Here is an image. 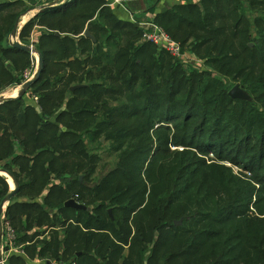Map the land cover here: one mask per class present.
Masks as SVG:
<instances>
[{
  "label": "trees",
  "instance_id": "1",
  "mask_svg": "<svg viewBox=\"0 0 264 264\" xmlns=\"http://www.w3.org/2000/svg\"><path fill=\"white\" fill-rule=\"evenodd\" d=\"M72 1L38 15L64 16L85 1L96 2V22L90 21L94 15L77 14L89 21L94 41L77 36L81 28L63 37L41 33L45 45L57 42L58 50H39L43 71L30 86L36 105L22 96L0 104V170L18 185L2 222L13 230L19 253H10L6 264H264V0L180 3L152 20L171 39L189 42L201 64H216L248 92V101L231 98L229 84L207 71L203 77L196 71L200 65L193 64L187 76L178 60L169 61L162 77L163 62L151 60L165 49L158 47L145 62L138 55L154 43L122 47V33L106 34L130 22L106 14L105 0ZM22 13L0 19V61L29 56L4 44ZM56 54L64 60L52 74L46 59ZM13 73L0 69V82L22 84ZM140 80V90L128 98L111 84L134 89ZM77 84L82 87L69 90ZM177 106L184 112H175ZM179 114L180 122L170 124ZM102 133L109 141L105 157L115 160L89 185L105 160L93 151L102 145ZM208 148L250 176L207 163L198 153L206 155ZM8 192L0 176V201ZM70 198L88 209L64 206Z\"/></svg>",
  "mask_w": 264,
  "mask_h": 264
},
{
  "label": "rangeland",
  "instance_id": "2",
  "mask_svg": "<svg viewBox=\"0 0 264 264\" xmlns=\"http://www.w3.org/2000/svg\"><path fill=\"white\" fill-rule=\"evenodd\" d=\"M7 1L8 0H0V7H4L7 4ZM9 1H14L15 3L11 2L13 4H11L10 6H12V7L9 8V6H7L8 9H6L5 11L0 12V19L5 20V18H7L9 13L12 12V11H13V13L20 12V11H23V13L25 12V14H23V13H22L23 15L21 14L22 16L20 15V16L17 17L20 20L19 26H18L19 30L17 29L18 32L19 33L21 32V30L24 27V25L26 24V22H30V23L22 30V34H21L22 38H19V34H17L16 35V40H18L22 44L29 45V46L33 47L34 49H37V50H40V49H44V50H49L50 49L51 50V48L53 50L54 49L58 50L57 49V47H58L57 42H52L49 45H45L47 40H41L40 39V37H41L40 35L43 32L44 33L55 32L56 35H59V36L63 37L65 35L69 34V32H65V31H70L71 32L73 30H76V29L78 30V29L81 28L82 30L80 31L79 35H77V36L83 35L84 31L86 29H88V23H84V21L83 22L79 21L78 20V15L79 14L87 13V15L88 14L94 15V16H92V19L90 21H91V23L97 21V19H94L96 14H97V12L95 11L96 10V5H97L96 2L85 1V3H83L80 6H78V8L76 10L75 9L69 10L67 12V14L64 15V16L58 15V16L55 17L53 15L52 17H49V16H40V15H38V13L42 10L41 9L42 6L44 7L47 4H49V3H51V2H53L55 0H9ZM71 1H69V0H61L59 5H57V6L58 7L66 6V5H64V3L66 2V4L67 3L70 4ZM141 1L143 2L141 8H143V7H145L147 5H150V4L153 5L152 3H154L155 0H140V2ZM198 1L199 0H173L170 3V5L171 4H173V5L170 6L169 8H172L174 5H177V4H180V3H184V4L185 3H191V2L192 3H198ZM88 2H90V3H88ZM4 8H2V9H4ZM112 11L114 12V6L113 7H108V10H106L105 13L106 14H108L109 12L112 13ZM119 11L122 12L121 8H119ZM147 11H152V8H149ZM121 16L124 17V15H121ZM249 16L250 15H247V17H249ZM114 17L115 18H119L118 16H115V15H114ZM147 18L148 17L146 16V14L139 12V13H137V15L132 17L131 21H129L130 22L129 26H127L124 30H116V29L107 28L108 31L106 32V34L111 33L112 35L117 36L118 33H122V35L118 38V40L120 41V45L122 47H125L128 42H135V44H141V42H143V40H144L143 33H144V31L147 30V28H146L147 25L144 24L146 21H148ZM120 20L123 21L122 19H120ZM250 20L252 22L253 19H250ZM4 23L5 22H1L0 21L1 25H3ZM48 25L53 27L52 31L48 28ZM156 26L160 28L159 25L156 24ZM138 27L140 28V30H142V34L139 32ZM12 28H13V26H12ZM11 30L7 34V36L5 38V41H4V44H9V42L13 41V38L11 37ZM132 32L133 33L134 32L135 33L139 32V34H137L135 36H132ZM91 34L93 35L95 33H91ZM68 36H70V35H68ZM168 36L170 38H172L170 35H168ZM257 36H259V34H256L255 38H257ZM72 37H75V36H72ZM172 40L177 42V43H179L180 46H181L182 51L184 53H186V56L183 57V61L172 57L164 49H161V50H164V51H162V52H164V53H162V57H158V56H156V54H154L155 58L152 59L151 61L157 62L156 64H158L160 62H163L164 68L162 70V77L166 74V72H167V70L169 68V61L172 62L174 60H178L183 65V68L185 69L183 73L185 75L191 76L192 73H189L188 70L192 69L194 67L193 66V62H187L185 60V58L190 59L191 58L190 56H194L195 58H197L198 56H196L195 53L193 51H191L192 50L191 47L187 46L189 44V42L186 45L183 46L180 43V41L175 40V39H172ZM103 41H104V39L101 42H103ZM251 44L252 43H249V46H251ZM155 46H154V44L146 46V48H144L143 55H138V58H142L145 62H147L146 56H148L149 54L154 53L155 50L159 51L158 46H156V47ZM116 50L117 49L114 48L113 57L118 55L119 51L117 50L118 51L117 52ZM57 53H58V51H57ZM9 56H12V55H9ZM36 56L37 55H36L35 52H33L29 56L16 55V56L10 57L12 59L11 62H9V61L6 62L5 61V59L8 56L6 58L3 57L4 61H0V69L7 68V67L10 68V70H12L14 72L12 77H18L19 79H21V80H23L25 82L28 79H31L33 74H34V72L36 71L37 62H38V58ZM62 60H64V57L61 58V57L57 56V54L55 56H52L50 59H46L47 71H50L52 74H56L58 72V70L60 69V67H61L60 62ZM12 64H13V66H12ZM216 66H217L216 64H214V65H212V64L206 65L204 63V61H203V63L198 67V69L196 71L201 72L202 76L205 77V78L207 77V75L205 73H202V72H205V71L210 72L213 75V77L222 78L226 85L229 84V88L228 89L230 90L236 84L235 81L230 80L229 76L222 75L223 73H220L216 69ZM112 74L116 75V71L113 72ZM198 74H200V73H198ZM122 75L124 77L125 75H127V73L124 72V73H122ZM44 77H47V76L45 75ZM159 81L161 82V84L163 83L162 82V78H160ZM142 82H143L142 80L138 81L136 83L137 87H135L134 89H132V88L129 89L128 85L121 86L119 83H116V82L115 83H111V84L113 86H118L119 85L120 88H123V90H125L124 94H123L124 98H128V97L132 96V94L134 92L136 93V92H138V90H140L138 86L140 84H142ZM20 86H21V83L20 84L10 85L9 83H6L5 81L0 82V100H2V99L6 100V99L18 97L17 94L19 93L18 90H20ZM163 90L166 91L167 89L164 88ZM32 92H33V89L30 90V88H29L26 91V93L23 95L24 97L22 96V101L24 103H33V104H35L34 100L32 98V95H30V93H32ZM186 92H187V88L182 89V91L178 95V98L184 99V96L186 95ZM195 92H196V89L194 90V93ZM161 110L162 109H160L159 111H156L155 113H159ZM183 110L184 109H182V107L177 106L176 109H175V112H179V111L180 112H184ZM199 114H201V113H199ZM174 116H176V115L174 114L173 117ZM177 116H178V119L177 120H173L172 122H170V124L171 123L174 124L176 122H180L182 116H180V114L177 115ZM164 124H167V123L165 122ZM224 125H225V123H224ZM100 142L102 143V145L98 146L99 148L97 147L93 151H94V153H99L100 154L99 157H105V154H104L103 150L106 149L105 147H107V144L109 143V141H107V139H106L105 133H102L100 135ZM170 148H171V150H175V151H178V150L182 149L181 147L177 148V147L172 146V145H170ZM207 150L209 151V153H207L206 155H201V154L198 153V156L200 158H202L203 160H205L207 163L216 162V163H219V164H223V165H226V166L230 167L235 174H242V175L250 176V171L248 169L246 170V168L239 167L238 165L232 163L228 159V157H227V159L220 160V159H218L216 157V155H215L216 153L210 152V148H208ZM217 151L218 150L215 149V152H217ZM106 152L107 151L105 150V153ZM225 155L228 156V154H226V153H225ZM114 160H115L114 157H112L110 159H107L105 157V160L101 161L98 164L97 169H96V173L93 175L92 180L88 184L89 185H94L107 172L109 166L105 165V163L114 162ZM0 176L4 177L7 180V183H8V186H9V191L12 188H14V185L11 187V185L13 184L12 183V179L5 172H3V173L0 172ZM8 204H6V206H5V210L3 211L2 219L5 217L6 207H7ZM250 209H251V211L253 210L252 207H250ZM66 216H71V215L69 214V215H66ZM39 228H40V230H43L41 227H39ZM49 230H50V228H48L46 230L45 235H47L49 233ZM1 241L2 240L0 239V244H1ZM32 244H33V242H32ZM16 250H18V248H16ZM11 253H17V251L12 250ZM6 263L7 262H5V264Z\"/></svg>",
  "mask_w": 264,
  "mask_h": 264
},
{
  "label": "water",
  "instance_id": "3",
  "mask_svg": "<svg viewBox=\"0 0 264 264\" xmlns=\"http://www.w3.org/2000/svg\"><path fill=\"white\" fill-rule=\"evenodd\" d=\"M61 2V0H55L49 4H47L46 6H42V10L40 12H45L47 10H50L51 8L56 7V5H59V3ZM19 26V18L16 19L13 28L11 30V37L13 38V41L10 42V46L19 50H22L26 53H30L32 54L33 52H35L38 55V62H37V68L36 71L34 72L33 76L31 79H28L27 81L23 82L20 86V90L17 96L21 97L23 96L26 91L30 88V86L34 83H36L38 81V79L40 78V75L43 71V57L42 54L39 50L34 49L33 47L29 46V45H25L22 44L21 42H19L18 40H16V34H17V29ZM83 35L89 39H91L92 41H94V37L89 33L88 29H86L83 33ZM82 87V85H73L69 88L70 91H73L75 89H78ZM228 95L231 98L234 99H240V100H250V96L247 93L246 90H244L238 83H236L229 91H228ZM5 99L0 100V103L2 101H4ZM0 172H5L3 170H0ZM11 179L14 185V188H12L0 201V239L2 236V215H3V211L5 210V206L6 204H8L13 196L15 195L17 189H18V185L15 182V180H13V178L7 173L5 172ZM81 179V177L79 178ZM64 206L66 207H71L73 209L76 210H84V209H88V207H86L84 204H81L77 201H75L74 199H68L64 202ZM109 215L111 216V212L110 210H108ZM182 220H177L174 221V223L176 225L181 224Z\"/></svg>",
  "mask_w": 264,
  "mask_h": 264
},
{
  "label": "built area",
  "instance_id": "4",
  "mask_svg": "<svg viewBox=\"0 0 264 264\" xmlns=\"http://www.w3.org/2000/svg\"><path fill=\"white\" fill-rule=\"evenodd\" d=\"M110 4H120L122 5L121 0H112ZM147 30L144 31L143 37L145 41H150L157 45L160 48L165 49L172 57L182 60L183 57L186 56V53H184L181 49V46L179 43L173 41L161 28L157 27L156 24L151 22H145ZM190 59L185 58L187 62H193V64L201 65V61L195 58L194 56H190ZM36 99V97H34ZM6 231L5 238H3V233ZM13 239V230L8 225L7 222H2V236H1V244H0V264H5L6 259L8 255L11 253L12 250L17 251L19 253V249L16 250L15 245L12 243ZM54 264H76L75 261L70 262H57Z\"/></svg>",
  "mask_w": 264,
  "mask_h": 264
},
{
  "label": "crops",
  "instance_id": "5",
  "mask_svg": "<svg viewBox=\"0 0 264 264\" xmlns=\"http://www.w3.org/2000/svg\"><path fill=\"white\" fill-rule=\"evenodd\" d=\"M70 1V0H69ZM122 1V5L120 4H110L112 2V0H105V2H108L107 5L109 7H113L114 6V12L113 14L115 16H118L119 18L118 19H122L123 21H126V22H129L131 21L132 17L137 15V13H144L146 14V16L148 17V21L146 22H151L153 19H154V16L157 14V13H160L161 11L169 8L170 6H172L173 4L170 5V3L173 1V0H155V3H153V5L151 6L150 5H147L143 8H141L142 6V1L140 2V0H121ZM124 2V3H123ZM128 2V3H127ZM154 6V9H152V11H147L150 7L152 8ZM119 8H121L122 12L119 11ZM129 8V9H128ZM147 11V12H146ZM146 12V13H145ZM25 14V12L23 13ZM22 14V15H23ZM124 15V17H122L121 15ZM21 15V16H22ZM20 22V20H19ZM89 22V21H88ZM87 22V23H88ZM27 23V22H26ZM18 30H19V27H18ZM17 30V32H18ZM89 31V30H88ZM90 33V32H89ZM19 34V32L17 33ZM16 34V35H17ZM91 34V33H90ZM92 35V34H91ZM93 36V35H92ZM94 37V36H93ZM9 45H10V42H9ZM29 55H31L29 53ZM79 85V84H77ZM24 97V96H23ZM35 96H33V100H34V103H30L32 105H36V100L37 99H34ZM24 99V98H23ZM82 178V177H81ZM70 199H74V198H70ZM75 200V199H74ZM76 201V200H75Z\"/></svg>",
  "mask_w": 264,
  "mask_h": 264
},
{
  "label": "bare ground",
  "instance_id": "6",
  "mask_svg": "<svg viewBox=\"0 0 264 264\" xmlns=\"http://www.w3.org/2000/svg\"><path fill=\"white\" fill-rule=\"evenodd\" d=\"M36 55H37V54H36ZM36 57L38 58V55H37ZM18 91H19V90H18ZM11 92H12V91H11ZM11 92H10V93H11ZM15 95H16V94H15ZM17 95H18V94H17ZM4 97H5V96H4ZM6 97H7V96H6ZM2 173H3V172H2ZM12 183H13V182H12ZM12 186H13V184H12Z\"/></svg>",
  "mask_w": 264,
  "mask_h": 264
}]
</instances>
